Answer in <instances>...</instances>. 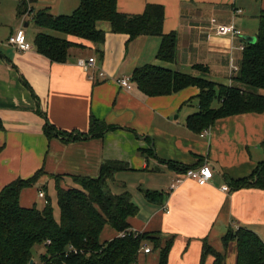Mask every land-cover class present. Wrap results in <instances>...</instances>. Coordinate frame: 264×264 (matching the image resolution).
<instances>
[{
  "label": "crops",
  "instance_id": "obj_1",
  "mask_svg": "<svg viewBox=\"0 0 264 264\" xmlns=\"http://www.w3.org/2000/svg\"><path fill=\"white\" fill-rule=\"evenodd\" d=\"M22 1L0 0V191L44 170L39 182L21 194V205L32 207L43 203L38 198L43 186L50 197L57 195L55 177H61L63 187L71 186L74 176L98 177L105 160H117L128 169L119 171L109 186L115 193L129 191L139 207L129 218L131 230L161 240V248L148 242L151 252L142 249L137 264H159L161 249L170 240L167 264H201L205 244L225 253L223 237L240 227L264 242V189L234 186L264 160V111L221 118L196 132L187 119L199 112L197 87L148 96L132 80L136 69L150 64L196 76L201 72L194 66L203 65L208 79L232 85L240 72L241 46L249 43L247 37L257 36L264 0H118V10L131 15L142 14L148 4L164 7V33L177 36L174 62L157 59L159 37L131 41L127 34L112 33L108 25L102 26L107 31L102 45L66 36L80 46L70 50L65 62H52L35 49L37 33L28 40L25 28L36 12L70 15L81 0H26L31 14L24 16L19 13ZM219 24L234 25L241 35H220ZM19 29L25 31L30 50L9 43ZM89 57L96 59V69L79 66L80 58ZM233 68L237 72L231 76ZM122 78H130L131 90L121 86ZM92 117L116 129L72 142L49 139L44 131L48 120L62 132L87 133ZM204 163L214 172L209 184L184 178L185 168ZM179 179L183 181L177 184ZM225 185L229 191L223 190ZM147 190L163 193L162 203L149 202ZM117 235L106 226L101 241ZM214 260L209 255L205 264ZM226 264H237L234 245Z\"/></svg>",
  "mask_w": 264,
  "mask_h": 264
},
{
  "label": "trees",
  "instance_id": "obj_2",
  "mask_svg": "<svg viewBox=\"0 0 264 264\" xmlns=\"http://www.w3.org/2000/svg\"><path fill=\"white\" fill-rule=\"evenodd\" d=\"M118 0H81L79 7L70 15H53L48 9L33 16L40 30L35 38V49L52 62H65L73 47L79 44L66 36L88 40L96 45L105 42L108 25L112 33L127 34L130 40L140 36L161 39L157 59L167 62L176 60V33H164L165 9L162 5L148 4L142 14L121 13ZM29 2L22 1L20 15L29 11ZM57 33V34H53ZM60 34V35H59ZM256 42L247 43L243 50L240 72L234 84L223 85L206 77L207 67L195 65L200 76L173 71L156 64L135 70L132 80L148 96L172 95L189 87L199 89V112L188 117L187 125L196 132L210 128L218 119L245 113L264 111V11L259 17ZM218 101L220 106L213 107ZM116 129L92 117L90 129L85 132H62L46 120L47 137H61L66 142L97 138L106 131ZM150 152V151H149ZM193 168V167H191ZM128 165L117 160H105L98 177H73V185L63 187L61 177H55L56 202L60 218H56L52 199L43 186L38 192L42 206L21 205L24 189L35 186L45 175L39 170L29 179L18 178L0 191V264H137L142 248L152 243L161 248L160 238L145 232L131 230L129 218L139 207L129 191L115 193L109 186L119 171ZM189 168H185L186 172ZM235 188L255 186L264 189V160L253 174L235 182ZM40 193L44 197H40ZM149 202L162 203L163 193L145 191ZM106 226L117 232L110 240L101 241ZM173 240L161 249L160 263L167 264ZM225 253L205 244L201 264L207 256L214 257V264H226L228 249L234 245L237 264H264V242L254 231L240 227L230 229L222 239ZM39 260L34 259V249Z\"/></svg>",
  "mask_w": 264,
  "mask_h": 264
},
{
  "label": "built area",
  "instance_id": "obj_3",
  "mask_svg": "<svg viewBox=\"0 0 264 264\" xmlns=\"http://www.w3.org/2000/svg\"><path fill=\"white\" fill-rule=\"evenodd\" d=\"M213 23H216V20H213ZM217 32L220 35H229L232 38L239 37L241 35V32L234 25L219 24L217 25ZM9 43L14 47H16L17 49H19L20 51H27L31 49V47L27 43V37L23 29H19L14 36L10 37ZM244 48L245 46H241V50H244ZM78 64L85 70L96 69V59L94 57L80 58L78 60ZM236 72H237V68H233L231 72V76L234 75ZM104 76L105 74L101 72L100 77L104 78ZM119 83L127 90H131L133 88L130 78H122L121 80H119ZM213 176H214V172L211 165L208 163H204L198 167L189 168L185 172L184 178L194 180L200 186H205L212 181ZM182 181L183 180L179 179L177 180L176 183L178 184L181 183ZM175 185H172V188H174ZM223 190L229 191V187L225 185L223 186ZM39 195L41 198L44 197L43 193H40ZM142 249L145 253L151 252V249L149 247L144 246ZM35 264H45V263L38 262Z\"/></svg>",
  "mask_w": 264,
  "mask_h": 264
},
{
  "label": "rangeland",
  "instance_id": "obj_4",
  "mask_svg": "<svg viewBox=\"0 0 264 264\" xmlns=\"http://www.w3.org/2000/svg\"><path fill=\"white\" fill-rule=\"evenodd\" d=\"M25 31H26V33H27V36H28V40H31V38H32V35L34 36L36 33H38L40 30L35 26V24L33 23V22H31L30 23V27H28V28H25ZM249 31H251V30H249V29H247V30H244V32L245 33H248L249 34ZM53 34H57V33H53ZM60 35V34H59ZM224 83V82H223ZM235 82L234 81H231V84H234ZM193 105H194V108H195V106H197L198 105V102H194L191 106L193 107ZM220 106V103L216 100L215 102H214V105H213V107H215V108H217V107H219ZM191 107V108H192ZM187 108H190V106H188ZM194 111H196V110H194ZM51 199H52V207H53V210H54V214H55V216H56V218H60V211H59V208H58V205H57V202H56V195L54 196L53 194L51 195ZM39 204V206L41 207L43 204L42 203H38ZM44 249H43V247H41V249H40V247H36L35 249H34V259L35 260H39V251H43Z\"/></svg>",
  "mask_w": 264,
  "mask_h": 264
},
{
  "label": "water",
  "instance_id": "obj_5",
  "mask_svg": "<svg viewBox=\"0 0 264 264\" xmlns=\"http://www.w3.org/2000/svg\"><path fill=\"white\" fill-rule=\"evenodd\" d=\"M256 37H247L246 38V40L249 42V43H251V44H253V43H255L256 42ZM31 264H33V261H31Z\"/></svg>",
  "mask_w": 264,
  "mask_h": 264
}]
</instances>
